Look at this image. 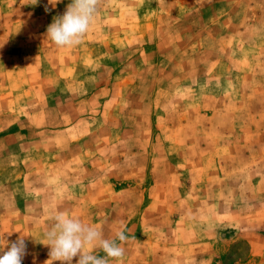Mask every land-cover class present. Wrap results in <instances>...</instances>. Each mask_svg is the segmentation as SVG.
<instances>
[{
    "label": "rangeland",
    "instance_id": "obj_1",
    "mask_svg": "<svg viewBox=\"0 0 264 264\" xmlns=\"http://www.w3.org/2000/svg\"><path fill=\"white\" fill-rule=\"evenodd\" d=\"M69 3L0 0V235L45 264L63 211L126 226L109 264H264V0H101L61 48Z\"/></svg>",
    "mask_w": 264,
    "mask_h": 264
},
{
    "label": "clouds",
    "instance_id": "obj_2",
    "mask_svg": "<svg viewBox=\"0 0 264 264\" xmlns=\"http://www.w3.org/2000/svg\"><path fill=\"white\" fill-rule=\"evenodd\" d=\"M59 2L49 0L53 5ZM37 3L38 0H32L33 5ZM100 4L101 0H71L65 12L54 17L48 25L46 38L61 48L80 45L95 21ZM45 11L49 9L46 7ZM51 219L52 226L44 233L45 245L50 248L45 264H53L54 261L72 264L77 257L76 264H109L110 260L122 262L125 249L121 245L129 239L126 226L118 230L113 238H106L101 226L84 223L67 212L57 211ZM86 247L88 250H85ZM97 247L104 255L96 252ZM0 253V264H22L27 254L25 239L21 237L9 242L4 234L0 235Z\"/></svg>",
    "mask_w": 264,
    "mask_h": 264
},
{
    "label": "crops",
    "instance_id": "obj_3",
    "mask_svg": "<svg viewBox=\"0 0 264 264\" xmlns=\"http://www.w3.org/2000/svg\"><path fill=\"white\" fill-rule=\"evenodd\" d=\"M63 92H65L66 94L69 92V91H63ZM99 91H93V93L95 94V93H98ZM68 95H69V93H68ZM42 110H43V108H40V107H37V106H33V107H25L24 108V111L26 112V113H36L37 114V117H40L39 116V113L40 112H42ZM61 112V114H60V116L62 115V111H60ZM43 113V112H42ZM85 119H87V120H85L86 121V123L88 124V122L89 123H91V121L88 119V118H85ZM98 122H100V121H97V123ZM103 123L104 122H101V125H103ZM35 124V126L36 127H42V126H44L43 124H42V122L41 121H39V120H37V123H34ZM100 124V123H99ZM61 125H64L65 126V128H55V130L53 131V137H56V138H58L59 136H62V135H64L65 133V131L66 130H73V127H71V126H69L70 125V123L68 124H66L65 122H61ZM68 133V132H67ZM67 133L65 134V135H67ZM62 134V135H61ZM27 137L28 136H25V140H24V142H23V144H25L28 140H27ZM97 139H99V137H97ZM28 155H29V152H28V150H27V147H24V149L22 150V153L21 154H19V159H26V158H28Z\"/></svg>",
    "mask_w": 264,
    "mask_h": 264
}]
</instances>
